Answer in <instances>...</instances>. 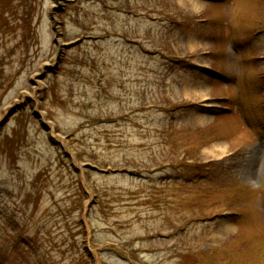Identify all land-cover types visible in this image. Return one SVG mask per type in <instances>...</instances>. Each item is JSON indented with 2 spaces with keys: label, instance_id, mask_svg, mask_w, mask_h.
I'll list each match as a JSON object with an SVG mask.
<instances>
[{
  "label": "rangeland",
  "instance_id": "rangeland-1",
  "mask_svg": "<svg viewBox=\"0 0 264 264\" xmlns=\"http://www.w3.org/2000/svg\"><path fill=\"white\" fill-rule=\"evenodd\" d=\"M193 1H12L0 264H264V0Z\"/></svg>",
  "mask_w": 264,
  "mask_h": 264
},
{
  "label": "trees",
  "instance_id": "trees-1",
  "mask_svg": "<svg viewBox=\"0 0 264 264\" xmlns=\"http://www.w3.org/2000/svg\"><path fill=\"white\" fill-rule=\"evenodd\" d=\"M12 1L13 0H0V27L2 28H5L10 24V22H8V16H6V13L8 9L13 6Z\"/></svg>",
  "mask_w": 264,
  "mask_h": 264
},
{
  "label": "bare ground",
  "instance_id": "bare-ground-1",
  "mask_svg": "<svg viewBox=\"0 0 264 264\" xmlns=\"http://www.w3.org/2000/svg\"><path fill=\"white\" fill-rule=\"evenodd\" d=\"M192 1H193V0H192ZM198 5H199V0H195V1H193V6L197 7ZM58 56H59V55H57V56L55 57V59H57ZM43 120L46 121V116H45V115H43ZM261 154H262V152L257 150L256 155H261ZM258 158H259V159H258V160L256 161V163H255V166H256V167L259 165L260 156H258ZM252 172H255V169H254V171H252ZM250 173H251V172H250ZM254 175H255V174L252 173L251 175H248V177L251 178V179H253V178L255 177Z\"/></svg>",
  "mask_w": 264,
  "mask_h": 264
}]
</instances>
